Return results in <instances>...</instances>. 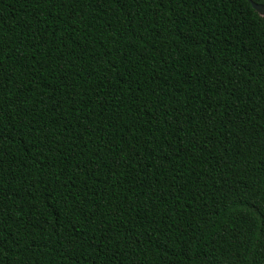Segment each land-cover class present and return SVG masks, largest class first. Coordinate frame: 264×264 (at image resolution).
Returning a JSON list of instances; mask_svg holds the SVG:
<instances>
[{"label": "trees", "instance_id": "obj_1", "mask_svg": "<svg viewBox=\"0 0 264 264\" xmlns=\"http://www.w3.org/2000/svg\"><path fill=\"white\" fill-rule=\"evenodd\" d=\"M264 0H0V264H264Z\"/></svg>", "mask_w": 264, "mask_h": 264}, {"label": "water", "instance_id": "obj_2", "mask_svg": "<svg viewBox=\"0 0 264 264\" xmlns=\"http://www.w3.org/2000/svg\"><path fill=\"white\" fill-rule=\"evenodd\" d=\"M252 3V6L253 8L259 13V14H264V7L257 4V3H254V2H251Z\"/></svg>", "mask_w": 264, "mask_h": 264}, {"label": "rangeland", "instance_id": "obj_3", "mask_svg": "<svg viewBox=\"0 0 264 264\" xmlns=\"http://www.w3.org/2000/svg\"><path fill=\"white\" fill-rule=\"evenodd\" d=\"M264 16V14H262Z\"/></svg>", "mask_w": 264, "mask_h": 264}]
</instances>
